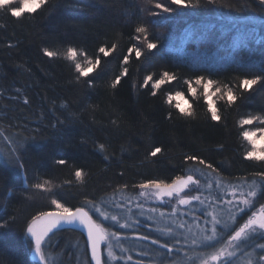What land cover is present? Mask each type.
Masks as SVG:
<instances>
[{"label":"trees","instance_id":"trees-1","mask_svg":"<svg viewBox=\"0 0 264 264\" xmlns=\"http://www.w3.org/2000/svg\"><path fill=\"white\" fill-rule=\"evenodd\" d=\"M200 5L184 9L170 21H166L165 13L152 17L149 0H49L20 20L0 12V223L15 216L14 223L0 229V264H37L29 258L26 222L31 215L50 208L47 194L31 189L21 194L25 183L49 180L69 206H80L87 198L104 207L136 196L138 188L133 185L146 179L170 183L177 175L194 174L201 185L209 176L207 179L236 183L238 178H251L252 172L264 168V163L243 159L248 145L241 135L244 130L264 125H239L247 114H262L264 87L257 85L244 93L239 106L229 107L218 95L211 97L221 109L222 120L217 123L210 120L203 90L198 88L192 96L184 83L193 75L194 63L208 70L215 68L217 86L230 82L234 89L236 77L264 69V8L259 0H216L215 5L200 0ZM140 21L148 24L150 34L162 35L163 47L147 61L131 60L129 76L113 90L111 80L121 72L120 60L127 48L136 43L131 36ZM166 22L170 28L158 27ZM237 41L244 43L237 48ZM113 43L117 51L104 58L100 75L92 73L77 82L66 49L75 47L93 56L101 44ZM44 48L58 56L46 57ZM83 59V55L78 56L79 62ZM241 63L254 67L249 71L248 67L241 68ZM163 70L174 72L178 79L162 86L156 96L140 87L149 72ZM91 77H95L94 86L89 88L84 81ZM178 91L183 96L169 105L167 96ZM176 103L191 110L193 117L184 118L174 108ZM169 111L173 113L171 119ZM5 135L12 142L5 140ZM24 137L30 138L24 148L13 151ZM99 144L106 150L101 151ZM157 146L162 152L149 156ZM191 154L219 166L220 175L194 161L185 162L184 157ZM60 159L67 163L58 164ZM77 169L85 173L84 184L75 179ZM28 195L33 199L28 200ZM104 226L111 229V225ZM132 233L156 238L142 225ZM159 239L170 243L167 238ZM137 240L149 247L145 259L149 264L178 259V254L168 256L163 249L162 258L157 260L158 245L151 239ZM53 241L58 247L46 248V254L53 257L52 264L56 260L60 261L57 264H88L81 232L60 229Z\"/></svg>","mask_w":264,"mask_h":264},{"label":"snow or ice","instance_id":"snow-or-ice-1","mask_svg":"<svg viewBox=\"0 0 264 264\" xmlns=\"http://www.w3.org/2000/svg\"><path fill=\"white\" fill-rule=\"evenodd\" d=\"M49 3V0H0V12L10 15L17 20L24 19L28 15H32ZM153 8L148 11L152 17H160L162 13L168 14L165 18L166 21L173 20L176 16L182 14V11L187 8L200 7V0H149ZM207 4L215 5L216 0H207ZM259 5L264 8V0H259ZM175 6V7H174ZM150 23V22H149ZM158 27L170 28L167 22ZM211 30V26H209ZM131 39L136 43L131 44L127 48V54H124L120 60L122 67L121 72L115 75L111 80V89H117L121 84L122 78L129 76V68L127 65L131 60L137 62L147 61L149 57L155 56L157 52L163 47L164 39L162 35L156 32H149L148 24L140 21L134 28V35ZM243 41H237L234 47L239 48ZM46 57L54 58L58 56L56 51H51L48 48L42 49ZM98 54L88 56L84 53L78 52L77 48L69 46L66 49V59L71 61L74 66V71L77 74L75 79L77 82L81 78H89L90 74L96 73L97 76L103 71L102 61L104 58L109 57L116 53L117 44L113 43L110 46L101 44L98 49ZM83 55V63L78 61V56ZM116 58V57H114ZM241 68L248 67L251 71L254 65H239ZM193 75L190 78L184 79L187 85V91L195 96L197 89L203 90V97L207 100V112L210 115V120L214 122H221L222 115L221 109L217 107L216 100L211 99L213 96L218 95V99L223 101L229 107L237 105L238 101H242L244 93H247L257 85L264 87V69H261L254 75H243L236 77L237 83L235 89L231 86L230 82L224 84L222 87L217 86L219 81L214 77L218 75L215 68L208 70L202 67L199 63H194L192 66ZM207 77V78H206ZM178 77L174 72L163 70L161 72H149L143 77L140 87L147 88L151 95L156 96L157 90H160L165 84L177 80ZM95 77L86 79L84 84L91 88L94 86ZM195 85V86H194ZM212 90V91H210ZM182 92H176L175 96L169 94L167 96V103L172 105V102L177 97H182ZM27 103V101H25ZM187 103V101H185ZM175 109L184 118H192L193 112L185 110L179 103L173 105ZM168 118L173 117L171 111L168 112ZM115 123V121H113ZM241 128L254 125H264V110L262 114H247L239 120ZM3 132L0 130V135ZM243 140L247 142L248 148L242 153L243 159L249 162L264 163V127L257 126L255 130H244L241 133ZM5 140L12 142L8 136H4ZM30 138L24 137L19 140L17 147L13 151H19L24 148L25 144ZM101 151L106 150L104 144H99ZM221 147H223L221 145ZM162 152V148L157 146L153 147L148 153L151 157H156L158 153ZM107 158V157H105ZM19 160V157H17ZM184 161H194L199 165L211 170V172L220 175L219 166L214 167L213 163L208 162L206 159L201 158L196 154L186 155ZM60 165H65L66 160L60 159L57 161ZM18 167L23 168V164ZM203 174V173H202ZM76 181L84 184L86 176L83 170L77 169L74 173ZM255 179L244 177L237 180L236 183L224 184L223 180H210L205 179L204 183L208 190L213 187L219 189L218 194L205 204V200L201 199V180L194 174L187 176L177 175L170 183L165 180L146 179L138 185H133V188L140 190V196L149 195L148 190L151 189L156 199L163 200L165 197L170 198L169 203L175 201V205H191L193 201L198 202L199 205L204 206L202 216L205 218V227L202 229L203 236L197 240L195 236L190 241L192 251L198 249H212L211 252L198 254L199 264H264V168L251 173ZM69 184V181L65 182ZM54 185L49 180H44L32 184H27L22 187L21 194H25L29 189L34 190L35 193L47 194L46 199L50 210H41L36 214L31 215L26 222V235L29 237L28 246L31 251L38 257L40 264H52L46 248L54 249L58 247V243L53 241L56 232L62 229L64 225H80L87 234L85 241L86 253L90 250V259L88 264H116L118 261H124L128 264L133 261L131 255L118 256L114 251L112 243L113 238L119 244L121 234L119 232H110L109 229L104 227L103 223L97 217H102L103 220H111L118 224L121 229L129 228L131 225L125 221L120 222L117 214L109 215L102 205H98L94 199H85L84 203L80 206H69L66 201L62 200L59 193L54 191ZM127 188V185H123ZM186 190H188L186 192ZM8 191H12L8 189ZM194 193V194H193ZM183 194V195H182ZM28 200H32L33 196L28 195ZM114 206L123 208V203L115 202ZM173 206L169 215H175L178 212V207ZM138 208H142V204H137ZM91 209V212L88 209ZM131 212V209H128ZM151 211H156L152 209ZM227 212V219L219 215L221 212ZM95 214V216H94ZM195 216V213H191ZM160 216L164 217L165 213L160 212ZM0 219H3L0 217ZM15 222V216L10 217L0 223V229L8 227L10 223ZM138 224L139 221L137 220ZM178 229H183L184 224L177 225ZM163 234L171 240V243L166 240L161 242L159 238H151L150 235L139 236L138 239L149 240L153 245H159L160 249H166V255L171 256L177 249V245L181 243L179 239L175 238V230L171 226H166L160 229ZM187 243V237H185ZM102 245L104 248L102 249ZM251 248L252 251H246ZM260 249V253L256 251ZM121 252L126 253L128 249L121 247ZM238 253L242 254L238 257ZM106 254V258H105ZM147 252H140L139 255H147ZM187 255V253H185ZM246 257V259H245ZM191 260V257H189ZM135 264H144V261L137 260ZM169 264H178L176 260H171ZM195 264V262H193Z\"/></svg>","mask_w":264,"mask_h":264},{"label":"rangeland","instance_id":"rangeland-1","mask_svg":"<svg viewBox=\"0 0 264 264\" xmlns=\"http://www.w3.org/2000/svg\"><path fill=\"white\" fill-rule=\"evenodd\" d=\"M206 178H210L206 177ZM205 178V179H206ZM250 179H255V177H251ZM211 180V179H210ZM224 183V182H223ZM229 184V183H224ZM202 194L201 199L205 200V204H207L212 197H215L219 189L213 187L211 190H208L205 186V183L203 185H200ZM188 190H186L187 192ZM140 190L138 189L137 195L134 197H130L127 201L122 200L121 203H123V208H117L113 206L112 202L106 203L104 205V209L110 210L109 215L117 214L120 218V222L124 223L127 221L131 227L121 229L118 224H115L111 220H103L102 217H98L103 225H111V229H109L110 232H119L121 234V239L119 241V244H117V241L115 238H113V245H114V251L118 256L120 255H131L133 257V261H129L128 263L135 264V261L139 260L140 258L144 259V264H149L145 259H147V255H139L140 252H147L148 248L146 246H143L139 243L138 235H133L132 232H137V228L139 225H142L143 229L151 230V232H154L157 236L160 238H167L163 232L160 231V229L171 226L175 230V238L179 239L181 243L177 245V249L179 251H175L173 253L178 254V259L174 257L172 260H176L178 264H199L198 260V254L201 252H204L205 254L208 252H211L212 250H205V249H196L195 251H192L190 246V241L195 236L197 240L201 239L203 236L202 229L206 226L204 223L205 218L202 216V212L204 211V206L199 205L198 202L193 201L191 205H175V201L172 203H169L170 198L165 197L163 200L156 199L154 195H151L153 190L149 189V195L147 196H140L139 195ZM194 194V193H193ZM183 195V194H182ZM137 204H142V208H138ZM173 206L178 207V212L175 215H169L171 213V209ZM128 209H131V212L128 211ZM152 209H155L156 211H151ZM163 211L165 213L164 217L160 216V212ZM191 213H195V216H193ZM219 215L223 216L225 219H227V212H221ZM139 221L137 224L136 221ZM183 223L184 228L178 229L177 225ZM116 226V227H115ZM105 227V226H104ZM115 227L116 229L113 230L112 228ZM129 231V232H128ZM158 237V238H159ZM185 237H187V243H185ZM87 239V234L86 237ZM124 238V241L122 239ZM137 238V239H135ZM132 240V241H129ZM170 240V239H169ZM138 241V242H137ZM171 243V240H170ZM121 247L128 249V252L122 253ZM104 248V245H102V249ZM159 248V245L157 249ZM151 249V248H150ZM160 249V248H159ZM167 251L166 249H164ZM163 249H160L159 255H157V260L161 259ZM257 252H260V249H256ZM31 252V251H30ZM89 259H90V250L87 251ZM187 253V255H185ZM165 255V254H164ZM239 255V253H238ZM189 257H191V260H189ZM53 257H49L51 260ZM106 258V254H105ZM246 259V257H245ZM141 260V259H140ZM32 261L36 262L37 264H40V261L38 257L33 254ZM192 261V262H191ZM60 262L59 260H56L57 264ZM117 263V262H116ZM120 264H124V261H118ZM164 264H169V261H165ZM239 264V261H238Z\"/></svg>","mask_w":264,"mask_h":264},{"label":"water","instance_id":"water-1","mask_svg":"<svg viewBox=\"0 0 264 264\" xmlns=\"http://www.w3.org/2000/svg\"><path fill=\"white\" fill-rule=\"evenodd\" d=\"M62 229H71V230L79 231V232H81L83 234L84 238L86 237V231L80 225H78V224L77 225H71V226L64 225L62 227ZM85 240H86V238H85ZM33 254H34V252L31 251L30 252V255H29L30 260H32Z\"/></svg>","mask_w":264,"mask_h":264}]
</instances>
